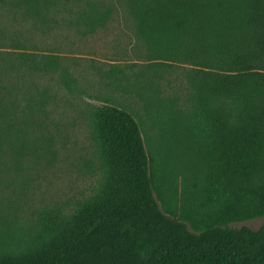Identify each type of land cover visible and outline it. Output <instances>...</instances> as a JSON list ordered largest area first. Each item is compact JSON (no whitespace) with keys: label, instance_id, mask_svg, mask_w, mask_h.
<instances>
[{"label":"trees","instance_id":"1","mask_svg":"<svg viewBox=\"0 0 264 264\" xmlns=\"http://www.w3.org/2000/svg\"><path fill=\"white\" fill-rule=\"evenodd\" d=\"M110 1L0 0L11 16L0 27V168L5 157L55 162L54 95L38 78L80 88L36 37L75 25L93 34L110 22ZM117 1L147 51L135 77L153 84L163 67L186 65L189 104L157 101L153 152L134 113L93 106V194L28 228L0 215V264H264V225L233 226L264 216V0Z\"/></svg>","mask_w":264,"mask_h":264},{"label":"rangeland","instance_id":"2","mask_svg":"<svg viewBox=\"0 0 264 264\" xmlns=\"http://www.w3.org/2000/svg\"><path fill=\"white\" fill-rule=\"evenodd\" d=\"M110 3L113 8L110 22L93 34L86 35L83 27L75 25L47 37H36L41 52L59 55L69 67L80 91H69L50 76L38 78L42 87H49L54 95L49 128L55 138L57 155L50 166L33 161L16 166L8 157L3 160L0 215L12 224V229L35 225L48 208L71 214L93 194L101 176L99 156L90 133L89 111L93 106L108 102L134 113L153 152L154 139L158 136L153 127L157 101L177 99L182 107L189 104L186 65L163 67L160 78L156 77L153 84L147 78L135 77L148 65L146 47L136 37L122 5L117 0ZM10 20L9 11L0 7V27L10 26ZM183 157V167L194 170L198 161L194 154ZM262 225L264 216L233 223L253 229Z\"/></svg>","mask_w":264,"mask_h":264}]
</instances>
